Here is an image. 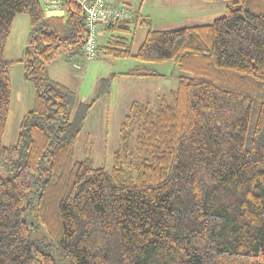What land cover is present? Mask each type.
<instances>
[{
    "label": "trees",
    "instance_id": "1",
    "mask_svg": "<svg viewBox=\"0 0 264 264\" xmlns=\"http://www.w3.org/2000/svg\"><path fill=\"white\" fill-rule=\"evenodd\" d=\"M231 1L207 25L155 30L134 13L106 26L100 49L140 64L121 75L161 79L146 66L169 62L182 74L168 95L130 105L108 170L91 145L75 159L99 95L79 103L49 75L62 47L84 48L82 8L65 0V16L46 17L40 0H0V264H264V0ZM18 14L36 97L5 147ZM133 25L147 28L135 53Z\"/></svg>",
    "mask_w": 264,
    "mask_h": 264
},
{
    "label": "rangeland",
    "instance_id": "2",
    "mask_svg": "<svg viewBox=\"0 0 264 264\" xmlns=\"http://www.w3.org/2000/svg\"><path fill=\"white\" fill-rule=\"evenodd\" d=\"M40 1L44 4L45 0ZM130 3L131 11L145 17L153 29L171 30L211 24L225 14L232 1L130 0ZM132 28H135L136 34L133 43L135 53L144 41L147 28L140 25H133ZM29 33V16L18 14L6 48V58L16 63L10 68L12 103L3 137L5 147L15 145L23 117L33 107L36 97L34 82L25 75V62H20L25 59ZM111 36L105 30L100 35L96 58H88L83 49L72 54L62 47L49 67L50 78L75 92L79 103L89 104L99 95L100 99L91 109L80 134L75 159L84 160L91 145L95 167L108 170L112 168L114 153L119 145L120 128L130 105L138 100L153 102L157 96L168 95L176 89L178 78L182 75L173 62L146 66L147 70L165 76L161 79L121 75L137 68L139 62L134 58L115 59L106 55L100 48L107 44ZM43 237L41 230L33 234L36 240L42 241Z\"/></svg>",
    "mask_w": 264,
    "mask_h": 264
},
{
    "label": "built area",
    "instance_id": "3",
    "mask_svg": "<svg viewBox=\"0 0 264 264\" xmlns=\"http://www.w3.org/2000/svg\"><path fill=\"white\" fill-rule=\"evenodd\" d=\"M65 0H47L44 3L45 15L61 17L67 13L63 5ZM81 8L87 36L83 48L84 54L94 59L97 57L102 27L111 23L123 22L133 17L129 6L121 3L114 4L111 0H74Z\"/></svg>",
    "mask_w": 264,
    "mask_h": 264
},
{
    "label": "crops",
    "instance_id": "4",
    "mask_svg": "<svg viewBox=\"0 0 264 264\" xmlns=\"http://www.w3.org/2000/svg\"><path fill=\"white\" fill-rule=\"evenodd\" d=\"M45 1H47V0H45ZM45 1H44V3H45ZM128 1H129V7H131L130 0H128ZM111 2L114 3V4H118V3H119L118 1L116 2L115 0H111ZM133 12H134V11H133ZM134 13H135V12H134ZM65 15H66V14H65ZM65 15H62L61 17L65 16ZM46 17H50V16H48V14H46ZM52 17H57V16H52ZM144 18H145V17H144ZM102 29H103V31H104V30L106 29V26H104ZM102 33H103V32H102ZM99 37H100V36H99ZM135 37H136V34H135ZM135 37H134V40H135ZM144 39H145V38H144ZM25 52H26V51H25ZM24 55H25V54H24ZM24 57H25V56H24ZM21 60H22V59H21ZM21 60H20V61H21ZM139 65H140V64H139ZM139 65H138V66H139ZM138 101H140V100H138ZM140 102H144V101H140Z\"/></svg>",
    "mask_w": 264,
    "mask_h": 264
}]
</instances>
